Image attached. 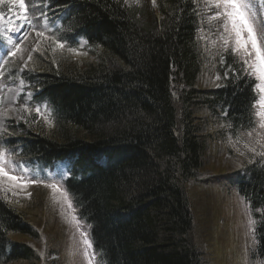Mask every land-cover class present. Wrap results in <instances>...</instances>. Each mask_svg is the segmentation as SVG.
<instances>
[{
	"label": "trees",
	"instance_id": "trees-1",
	"mask_svg": "<svg viewBox=\"0 0 264 264\" xmlns=\"http://www.w3.org/2000/svg\"><path fill=\"white\" fill-rule=\"evenodd\" d=\"M199 3L153 0L154 12L144 16L124 0H50L49 11L62 26L59 37L68 43L63 48L74 49L83 37L94 61L72 64L61 58L63 49L42 44L52 51L23 72L35 95L10 126L8 147L42 167L68 161L63 191L89 228L97 264H203L186 193L210 140L198 111L225 123L244 153L239 158L245 164L226 179L249 208L255 239L250 258L264 264L257 81L228 49L216 68L222 85H199L213 63L200 44L201 16L209 17ZM14 234L37 237L0 196V264L36 260L31 247L9 238Z\"/></svg>",
	"mask_w": 264,
	"mask_h": 264
},
{
	"label": "rangeland",
	"instance_id": "rangeland-1",
	"mask_svg": "<svg viewBox=\"0 0 264 264\" xmlns=\"http://www.w3.org/2000/svg\"><path fill=\"white\" fill-rule=\"evenodd\" d=\"M29 1L33 3V9L39 8L35 4L37 0ZM46 2L47 0H44V4ZM252 2L253 20L259 26L264 23V0H252ZM126 4L143 10L144 16L154 12L153 0H127ZM8 7L7 4L2 6L6 9V13L4 19L0 21V68L4 64L6 53L14 49L17 43H20V51L14 63V66L18 67L16 76L10 80L8 76H5L4 88L0 83V96H2L0 100V142L11 137L7 130L8 125L11 126V123L20 121L21 112L28 108L33 97V92L27 89L26 81L20 78L19 74L22 70L33 69L36 62L34 59L37 56H44L46 60L48 59V54L52 50L43 48L42 44L45 46L51 44L58 53L64 50L67 54L60 55L61 58L66 61L68 58L72 64L81 66L85 62L94 61V57L88 54L84 42L83 45L79 43V49L68 51L64 48L63 50L57 48L54 42L45 43L44 40L47 39L37 36L36 31L32 30L33 25L22 26L19 19L8 11ZM199 10L201 14L207 13L209 17L205 20L201 16L204 22L201 23L200 44L203 51L209 54V58L213 61V63L208 61L210 68L199 80V85L204 88H218L222 85V79L216 71L217 64L222 61L228 49L232 51L235 47L234 36H227L224 32L223 18L216 16L218 11H223L222 8L217 9L216 0H200ZM29 15L31 17L30 12ZM9 19L12 20L11 24H9ZM48 26L49 20L42 14L38 31L45 32ZM9 28L11 31H8ZM25 35L27 38L23 39ZM224 38L228 39L227 45L224 43ZM9 39L12 43L8 42ZM236 53L246 59L243 52ZM8 66L9 63L4 67L3 75H7L10 71V66L9 68ZM252 75L257 85L261 83L254 74ZM261 95L257 88L256 112L260 111L258 101ZM38 113L48 118V114L43 111ZM197 115L201 120L207 121L204 132L210 140L207 143L205 163L197 172V178L192 179L186 185L193 220L194 243L202 255L203 264H260L258 259L251 260L250 258L255 247V239L249 208L239 196L237 187L231 183L230 179H226L240 168V164L241 166L245 164L246 161L239 158L241 156L243 159L244 153L242 154L238 149L225 123H221L217 117L213 118L203 111H198ZM256 118L258 131L264 133V129L259 127L261 118L258 116ZM260 139L263 140V144L261 143L262 146L258 144L257 154L264 153V139ZM255 142L256 140L251 142L254 146L250 149L255 150ZM6 154L17 167V170L10 171V174L18 177L23 175L24 179L16 187H11L7 180L0 181V196L19 212L23 219L35 229L37 235L36 239L22 235H9L13 241L24 242L31 247L37 256L36 260L18 261L12 264H96L92 248L84 243L85 239L88 240L87 227L77 220L72 205L59 182L61 174L62 176L67 175V163L59 161L47 167L28 164L29 167L23 165L21 169L19 167L22 165L21 159L12 158L13 156L7 152ZM11 167V165L8 166L9 169ZM232 177L234 179V176ZM33 179L36 182H32ZM53 184L59 189L58 191L49 187Z\"/></svg>",
	"mask_w": 264,
	"mask_h": 264
},
{
	"label": "snow or ice",
	"instance_id": "snow-or-ice-1",
	"mask_svg": "<svg viewBox=\"0 0 264 264\" xmlns=\"http://www.w3.org/2000/svg\"><path fill=\"white\" fill-rule=\"evenodd\" d=\"M127 3V0H126ZM7 4L8 11L13 13L23 25H32V18L29 15L30 6L26 3V0H0V6ZM217 9L222 8V12H217V18H223L224 20V32L227 33L228 37L234 36L235 47L232 49L234 52H243L246 56L244 61L246 65V71L254 74L256 78L261 82L257 85L260 93L262 94L258 104L260 111H257L256 116L261 118V123L259 127L264 129V23L257 26L253 20V2L252 0H216ZM18 8V11L16 9ZM43 15H46L42 13ZM4 19V13L0 10V21ZM12 23V20L9 19V24ZM36 31V35L48 37L45 35V32L38 31L34 27L32 29ZM11 31V28L8 29ZM27 35L23 37L26 39ZM9 43H12L11 39L8 40ZM22 42V41H21ZM56 44L57 48H63L64 44L53 41ZM225 45L228 44V39L224 38ZM20 51V43H17L15 48L9 50L6 55L8 57H15ZM254 55V59H253ZM31 59V56H29ZM2 74V73H0ZM219 79V77H217ZM255 107V106H254ZM37 112L40 110L37 109ZM251 135V133H249ZM254 151V149H250ZM264 155V153H261ZM11 165V169L8 166ZM23 169V165L19 166ZM17 170L16 165L11 160L10 156H7L6 150L0 148V181L7 180L10 183L11 187H16L24 177L16 176L10 174ZM32 182H36L34 179ZM54 191H58L56 185H49ZM84 243L91 247V243L85 239Z\"/></svg>",
	"mask_w": 264,
	"mask_h": 264
}]
</instances>
